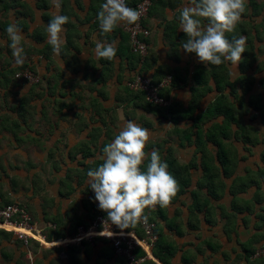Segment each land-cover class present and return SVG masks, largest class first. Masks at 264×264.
I'll return each instance as SVG.
<instances>
[{"label": "crops", "instance_id": "crops-1", "mask_svg": "<svg viewBox=\"0 0 264 264\" xmlns=\"http://www.w3.org/2000/svg\"><path fill=\"white\" fill-rule=\"evenodd\" d=\"M103 3L61 0L58 11L52 0H0V207L19 203L47 234L46 222L55 223L61 237L73 234L99 211L87 172L134 121L151 133L146 152L158 150L175 179L188 183L163 207L165 220L157 206L145 210L160 236L157 251L171 247L169 264H264V257L247 259L264 248V0H246L241 21L226 33L229 40L247 38L240 64L218 67L182 49L187 36L179 10L191 0H152L143 60L128 50L126 23L101 31L97 13ZM56 14L70 18L62 33L66 54L60 56L47 43V25ZM11 23L24 35L23 65L9 47ZM201 23L206 27L208 20ZM97 42H115L116 57L98 58ZM25 67L39 75L38 84L14 78ZM135 73L155 83L170 77L162 89L170 105H148L127 89ZM194 88L204 93L195 107ZM218 98V110L208 112ZM181 116L188 117L172 122ZM134 229L141 231L140 225ZM29 249L32 260L21 242L0 235V264H126L101 239L69 245L65 259L62 249L36 243Z\"/></svg>", "mask_w": 264, "mask_h": 264}, {"label": "clouds", "instance_id": "clouds-1", "mask_svg": "<svg viewBox=\"0 0 264 264\" xmlns=\"http://www.w3.org/2000/svg\"><path fill=\"white\" fill-rule=\"evenodd\" d=\"M52 2L59 11L61 0ZM245 5L246 0H191V6L179 10L181 31L187 36L181 42L182 49L189 54L195 53L206 66L218 67L225 62L238 66L245 53L247 38L240 36L229 40L226 33L234 32L246 11ZM141 15V11L129 7L126 0H106L100 6L97 19L101 31L107 34L121 22L137 24ZM201 18L208 20L206 27L202 25ZM69 20L68 16L56 14L48 22L47 43L56 56L66 54L62 33ZM6 32L16 64L23 65L26 55L22 29L11 23ZM94 50L98 58L108 61L117 55L115 42H97ZM150 137L147 128L128 121L112 142L103 148L102 163L87 172L88 184L95 193L99 210L106 213L105 225L114 224L122 231L140 224L147 225L146 209L155 211L157 205L167 207L177 196L179 183L168 171L159 151L146 152ZM145 161L146 170H142Z\"/></svg>", "mask_w": 264, "mask_h": 264}, {"label": "built area", "instance_id": "built-area-1", "mask_svg": "<svg viewBox=\"0 0 264 264\" xmlns=\"http://www.w3.org/2000/svg\"><path fill=\"white\" fill-rule=\"evenodd\" d=\"M131 1L126 0L127 5ZM151 6L152 0H138L131 8L141 11L140 20L135 25L126 24L123 28L129 38L131 53L137 55L141 60L144 59L148 50L149 31L144 25V21ZM14 78L27 85H36L40 82L39 75L30 67L17 71ZM169 82L170 77L160 83H154L149 77L135 73L126 80L125 86L130 91L142 93L147 103L167 108L170 103L160 95V92ZM105 220L104 212L98 213L88 224L78 225L73 235L48 240V234L38 226L25 206L19 203H9L0 207V230L7 232L15 240L21 242L27 250L29 260H32L29 249L31 243H36L42 249H62L60 257L65 259L67 256L63 249L69 245L79 244L82 241H94L95 239L106 241L112 248L114 255L124 259L126 264H143L146 260H153L152 249L158 239L153 222L148 221L147 225L140 224L142 236H138L133 230L122 231L114 224L105 225ZM45 228L52 232L56 230V224L46 222ZM138 249L143 252V255L136 254ZM262 257H264V248L255 250L251 255L252 259Z\"/></svg>", "mask_w": 264, "mask_h": 264}, {"label": "trees", "instance_id": "trees-1", "mask_svg": "<svg viewBox=\"0 0 264 264\" xmlns=\"http://www.w3.org/2000/svg\"><path fill=\"white\" fill-rule=\"evenodd\" d=\"M138 0H132L131 1V3H129V5L128 6H133L136 2H137ZM127 46H128V50H129V52H130V54H132L133 56H136V57H138L137 55H135V54H133V53H131V51H130V46H129V38H128V35H127ZM153 82V81H152ZM155 83V82H154ZM216 89H218L219 90V86H216ZM192 92H194V99L192 100V102L190 103V105H193L194 104V107L197 105V100L198 99H200L203 95H204V93H202L201 91H197V89L196 88H194V91L192 90ZM135 93H138V94H140L141 96H142V98H143V100H144V102L146 103V104H148V105H151V104H149V103H147L146 101H145V99H144V96H143V94L142 93H140V92H135ZM160 95L162 96V97H164L165 98V96L163 95V93H162V90H161V92H160ZM222 96V95H221ZM220 102H221V100H219V98L218 99H216L208 108H207V111L209 112V111H215V110H218V106L220 105ZM151 106H154V105H151ZM156 107H158V106H156ZM188 116H181V117H179L178 119H176V120H172V122H174V123H176L178 120H181V119H185V118H187ZM192 120H193V122L195 121V120H197V119H195L194 120V118H191ZM177 168L182 172V173H184V172H186L187 171V166H179V165H177ZM142 170H144V166H142ZM179 181V180H178ZM179 186H180V190H179V194L180 193H182L183 192V190H184V188L186 187V186H188V183H187V181L185 180V179H183V178H180V181H179ZM178 195V194H177ZM192 197H194V194L192 193ZM98 213H102V211H98ZM97 213V214H98ZM104 215H105V217H106V213H104ZM157 216H158V218L159 219H161V220H165L166 219V217H165V215H164V211H163V207H160L159 205H157ZM107 218V217H106ZM148 221H151L152 222V220H150V219H148ZM79 225V224H78ZM78 225H76L75 227H77ZM127 231H129V230H133L138 236H142V232L140 231H137L136 229H126ZM57 231L56 230H54V231H52L51 232V234H48V236H47V239L48 240H51V239H60V238H62L58 233H56ZM74 233H75V231H74ZM73 233V234H74ZM155 233L157 234V236H158V239H157V241H156V243H155V245H154V247H153V249H152V255H153V257L155 258V259H157L161 264H169V260H170V258L173 256V252H172V250H171V247H169V249H165L164 251H157V246L159 245V238H160V236H159V234L157 233V231H156V228H155ZM4 234H8L7 232H5V231H3V230H0V235H4ZM73 234H71V235H73ZM253 252L254 251H250V253H249V255H248V257H247V259L249 260V259H252L251 258V255L253 254ZM136 254L137 255H143V252H141V250H137L136 251ZM258 259V258H257ZM143 264H155L152 260H146Z\"/></svg>", "mask_w": 264, "mask_h": 264}, {"label": "rangeland", "instance_id": "rangeland-1", "mask_svg": "<svg viewBox=\"0 0 264 264\" xmlns=\"http://www.w3.org/2000/svg\"><path fill=\"white\" fill-rule=\"evenodd\" d=\"M19 69H20V68H19ZM22 69H23V68H22ZM17 70H18V69H17ZM14 72H15V71L12 70V71H10L7 75L10 76V75H12Z\"/></svg>", "mask_w": 264, "mask_h": 264}, {"label": "bare ground", "instance_id": "bare-ground-1", "mask_svg": "<svg viewBox=\"0 0 264 264\" xmlns=\"http://www.w3.org/2000/svg\"><path fill=\"white\" fill-rule=\"evenodd\" d=\"M40 239V238H39ZM41 240V239H40ZM42 241V240H41Z\"/></svg>", "mask_w": 264, "mask_h": 264}]
</instances>
